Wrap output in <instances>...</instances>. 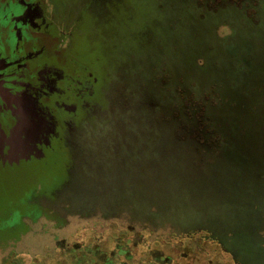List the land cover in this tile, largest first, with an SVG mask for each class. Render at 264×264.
<instances>
[{
    "label": "rangeland",
    "instance_id": "rangeland-1",
    "mask_svg": "<svg viewBox=\"0 0 264 264\" xmlns=\"http://www.w3.org/2000/svg\"><path fill=\"white\" fill-rule=\"evenodd\" d=\"M204 5L0 0V264H236L203 233L69 206L112 187L169 190L159 219L246 253L264 240V0ZM183 107L206 108L198 130Z\"/></svg>",
    "mask_w": 264,
    "mask_h": 264
},
{
    "label": "trees",
    "instance_id": "trees-1",
    "mask_svg": "<svg viewBox=\"0 0 264 264\" xmlns=\"http://www.w3.org/2000/svg\"><path fill=\"white\" fill-rule=\"evenodd\" d=\"M214 2L215 1L208 3L210 5L207 6L208 9L211 10L214 8ZM198 4L201 7H205L204 0H198ZM214 9H217V6ZM183 108L184 119L188 122L182 123V125L185 124V128H193V130L200 127L202 125L201 119L206 114V108L199 107L195 109V111L187 110L186 107ZM171 117L175 120L181 119L178 112L174 110ZM193 138L196 139V142L198 139L200 141L203 140L200 138V135L193 136ZM260 180L262 183L258 189L259 194L255 196L254 201L264 205V178L261 177ZM39 181L46 185V182L43 180ZM32 189L35 194L40 191L38 188ZM132 195L133 190L131 189L125 188V190H122V188L119 187H112L104 191L103 194H96L94 192L87 194L84 198L86 201L84 203L87 211L86 213L83 212L82 208L78 209L76 205L74 206V204L77 203L69 206H71V209L73 207L72 210L79 216H86L90 219L101 218L105 222L117 220L121 222L124 227L126 226L134 230L140 229L150 232L152 235L155 234L158 237H165L167 239L203 233L212 241L217 242L226 253L232 255L236 264H264V240H261L262 235L258 230H255V235L258 239L256 242V250L251 253H246L244 251L246 247H241L242 244H230L228 240L224 239L221 235L213 234V236H211V232L214 230L208 227L199 226L188 228L181 226V224L179 227L178 224L172 223L167 218L159 219V213H168L170 209V205L165 206L166 201H168L167 197L169 195V190H158V188L137 190L138 201H134V196ZM25 196L26 195H24V201H26L28 197ZM64 204L65 202L60 201L57 207L62 212L61 214H67L69 211ZM40 205H43V203H40ZM65 205L68 204L66 203ZM162 210L166 211L163 212Z\"/></svg>",
    "mask_w": 264,
    "mask_h": 264
},
{
    "label": "flooded vegetation",
    "instance_id": "flooded-vegetation-1",
    "mask_svg": "<svg viewBox=\"0 0 264 264\" xmlns=\"http://www.w3.org/2000/svg\"><path fill=\"white\" fill-rule=\"evenodd\" d=\"M5 1V0H4ZM39 5H40V3H39ZM41 9V8H40ZM45 17L46 15L43 13V10H39V21L37 20V19H34V20H32V23H33V25L34 26H36L35 28L33 27V31L34 32H36L35 30H36V28H37V25H38V27L41 25V23L40 22H44V24L45 25H47V27H49V25H51V22L49 21V20H46L47 19V17H45L44 19H43V21L41 20L42 19V17ZM1 60H0V64H1ZM122 254L121 255H125L126 253L125 252H123V251H120ZM230 255V254H229ZM232 258H233V256L232 255H230ZM6 260H8L9 261V259H6ZM3 264H8V262H6V263H3ZM93 264H100V263H93ZM103 264H113V263H111V262H109V263H103Z\"/></svg>",
    "mask_w": 264,
    "mask_h": 264
}]
</instances>
